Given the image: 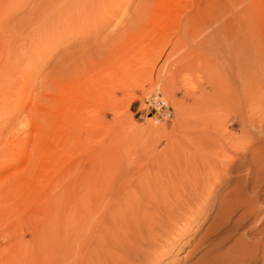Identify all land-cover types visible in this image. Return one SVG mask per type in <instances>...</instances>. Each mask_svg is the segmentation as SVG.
I'll use <instances>...</instances> for the list:
<instances>
[{
    "label": "rangeland",
    "instance_id": "1",
    "mask_svg": "<svg viewBox=\"0 0 264 264\" xmlns=\"http://www.w3.org/2000/svg\"><path fill=\"white\" fill-rule=\"evenodd\" d=\"M91 1L57 42L50 0H0V264H264V0Z\"/></svg>",
    "mask_w": 264,
    "mask_h": 264
},
{
    "label": "bare ground",
    "instance_id": "2",
    "mask_svg": "<svg viewBox=\"0 0 264 264\" xmlns=\"http://www.w3.org/2000/svg\"><path fill=\"white\" fill-rule=\"evenodd\" d=\"M51 2H47V3H42L43 5H41V7L40 8H37L38 10L37 11H35L36 13H34V14H36V16H35V20L38 22L39 21V24H40V22H41V24H40V28H39V26L37 27L35 24H33L32 23V25H34V31L31 29L30 31H32V34L35 32V30L37 31L38 29L41 31V35L40 34H38V36H39V40L41 41L42 39H41V37H46V38H48V37H50V41H51V37H55L56 36V38L55 39H53L52 41H56L57 40V42H59L61 39H62V37L64 36V34L65 33H67V34H72V30L74 29L73 27L75 26V28H76V31H77V25L78 24H81V23H84V22H86L87 21V19H88V17H90L91 16V14H92V9L94 10V3H93V1H91V0H60L59 2H57V1H55V3L52 1V0H50ZM95 1V0H94ZM45 2V1H44ZM57 2V3H56ZM55 4V5H54ZM52 5H53V7H52ZM90 8H89V7ZM89 9H88V8ZM85 8H87L88 10H85ZM51 10V11H50ZM94 12V11H93ZM97 12V11H96ZM32 16V15H31ZM41 20H43V21H41ZM32 25H30L29 27H31ZM77 26V27H76ZM47 27V28H46ZM38 28V29H37ZM45 28V29H44ZM80 29V28H79ZM38 33V32H37ZM36 33V34H37ZM44 33V34H43ZM46 33L47 34H49V35H47L46 36ZM74 33V32H73ZM34 36H35V34H34ZM36 37H37V35H36ZM43 39H45V38H43ZM83 39H85V38H82V39H80L79 41H78V43H79V45L81 44V43H83ZM46 42H49L48 40H46L44 43H43V45H45L46 44ZM87 42V41H86ZM3 43V42H2ZM49 44V43H48ZM48 44H47V46H48ZM82 45L83 44H81V46L80 47H82ZM10 46V45H9ZM22 46V45H21ZM23 47V46H22ZM110 47V46H109ZM107 48L106 50V52H105V54H106V57H103L102 56V54L103 53H101L100 54V52H101V49H102V46H100V48H97V49H100L99 51L100 52H98L100 55V57H98V53L96 54L97 55V59H96V55H94V57H93V54L94 53H92L91 51H92V48L91 49H89V47L87 48L88 50H84L85 52H82L81 50V52L82 53H80V51H79V53L80 54H78L77 56L75 55V53L74 54H72V53H66V54H64V55H62V56H60V58L57 60V62H56V64H55V66H57V65H60V66H62V67H64L63 66V64L62 63H66V62H69L68 63V65H66L67 67H64V68H62V67H60L62 70L64 69H68L67 71L69 72L68 74H70L71 75V73H72V75H74L73 73H74V71L77 73L78 71H80L79 72V74H84L82 71H84V70H86L87 69V67H91L90 66V64L92 63V65H95V66H99V65H101L100 63L102 62V60H103V58L106 60V59H109V58H111V56H110V52H111V49L110 48ZM28 48V47H27ZM82 48H85V47H82ZM23 49H25L24 47H23ZM22 49V50H23ZM97 49L95 50V52L97 51ZM28 50V49H27ZM59 50L57 49V51L56 52H58ZM22 52V51H21ZM89 52H91V53H89ZM108 53V54H107ZM74 55L76 56V59H75V57H74ZM92 55V56H91ZM43 56V55H42ZM91 56V57H90ZM72 57H74V58H72ZM71 59L73 60V61H71ZM80 59V60H79ZM76 60H78V61H76ZM82 62V63H81ZM107 62V61H106ZM79 64V65H78ZM80 64L82 65V69H81V66H80ZM87 65H89V66H87ZM104 65V64H103ZM68 66L70 67V68H68ZM73 66H75V67H73L74 68V70L72 69V67ZM84 66H86L85 68L86 69H84L83 70V67ZM95 66H94V68H95ZM105 66V65H104ZM76 67H78V68H76ZM80 67V68H79ZM88 68V69H89ZM72 69V70H71ZM77 69H78V71H77ZM81 69V70H80ZM91 69V68H90ZM93 69V68H92ZM63 70V71H64ZM70 70H71V72H70ZM95 70V69H94ZM60 71V70H59ZM87 71L88 70H86L85 72V74L87 75ZM111 71V70H110ZM62 72V71H61ZM89 73V72H88ZM112 73V72H111ZM62 75V74H61ZM75 75H77V74H75ZM74 77H76V76H74ZM85 78V77H84ZM87 78H89V76L87 77ZM86 78V79H87ZM91 78V77H90ZM89 78V79H90ZM85 79V80H86ZM87 81V80H86ZM89 81V80H88ZM87 81V82H88ZM62 82V81H61ZM91 83V82H90ZM54 85V84H53ZM100 85V84H99ZM55 86V85H54ZM87 87V86H86ZM89 87V86H88ZM87 87V88H88ZM96 87V86H95ZM98 87V86H97ZM55 88H57V89H59L60 91H61V88H59L58 86H55ZM58 90V91H59ZM57 91V92H58ZM91 93V92H90ZM66 95V94H65ZM150 95V94H149ZM70 104V103H69ZM57 112V111H56ZM63 112V111H62ZM62 114V113H61ZM65 115V114H64ZM67 115V114H66ZM64 117V116H63ZM67 120V119H66ZM195 183V182H194ZM135 185V184H134ZM203 193V192H202ZM197 194V193H196ZM193 197V196H192ZM195 197H197V196H195ZM253 202H254V204H253V207H254V209L256 208V204H255V198H253ZM181 204V203H180ZM225 209V208H224ZM253 209V210H254ZM221 212V211H220ZM216 218V217H215ZM223 220V219H222ZM219 222H221V219H220V216L218 215L217 216V218L215 219V221H214V226H216V225H218L219 224ZM161 224V223H160ZM100 231V230H99ZM94 233V232H93ZM176 237V236H175ZM152 238V237H151ZM87 239V238H86ZM102 241V240H101ZM241 241H243L242 239H241ZM152 242H156V241H154V237H153V241L151 240L150 242H148L147 243V248L148 247H150V244L152 245ZM88 243V242H87ZM91 243V242H90ZM115 243V242H114ZM146 243V242H145ZM158 243V242H157ZM154 244V243H153ZM244 244L246 245V247L244 246ZM244 244H243V246L245 247V249L244 248H240V247H238L237 245H235V246H233V247H231V248H229L228 250H226L225 252H223V253H221V254H215V255H212V256H208V257H205V258H203L202 260H200L198 263H196V264H249V262L247 261V258L249 257L250 258V256H252L251 255V253H250V250L249 249H252V248H254V246H252V245H255V243H250L249 245L248 244H246L245 242H244ZM87 245V244H86ZM89 245V244H88ZM102 245V244H101ZM82 246V245H81ZM93 246V245H92ZM95 246H96V244H95ZM103 246V245H102ZM172 246V245H171ZM129 247V246H128ZM86 248V247H85ZM126 248V247H125ZM144 248V247H143ZM247 248H248V250H247ZM256 248V247H255ZM84 249V248H83ZM95 251H96V247H94L93 248ZM247 250V251H244V250ZM84 251V250H83ZM255 251V250H254ZM93 253H95L94 251H93ZM151 253V252H150ZM123 254V253H122ZM264 254V253H263ZM96 255H97V253H96ZM96 255H94L95 257H97ZM103 255V254H102ZM138 255V254H137ZM70 257V256H69ZM77 257H79V256H77ZM109 257V256H108ZM118 257V256H117ZM99 258V257H98ZM122 258V257H121ZM148 258V257H147ZM92 260V259H91ZM94 260V259H93ZM120 260V259H119ZM100 262V261H99ZM90 264H92V263H90Z\"/></svg>",
    "mask_w": 264,
    "mask_h": 264
},
{
    "label": "built area",
    "instance_id": "3",
    "mask_svg": "<svg viewBox=\"0 0 264 264\" xmlns=\"http://www.w3.org/2000/svg\"><path fill=\"white\" fill-rule=\"evenodd\" d=\"M144 106H137L135 114L141 119L150 118L154 123L170 118L172 109L162 94L153 92L143 100Z\"/></svg>",
    "mask_w": 264,
    "mask_h": 264
}]
</instances>
